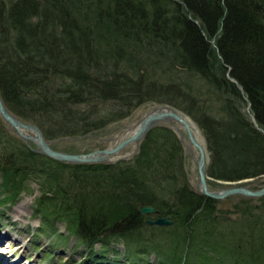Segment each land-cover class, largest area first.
Masks as SVG:
<instances>
[{
    "label": "trees",
    "instance_id": "16d2710c",
    "mask_svg": "<svg viewBox=\"0 0 264 264\" xmlns=\"http://www.w3.org/2000/svg\"><path fill=\"white\" fill-rule=\"evenodd\" d=\"M126 43L173 48L171 79L181 69L190 71L209 86L208 97L201 101L190 92L192 102L182 108L172 99H155L144 61ZM120 63L125 67L119 70ZM0 94L12 113L38 125L46 138L86 134L138 106L166 102L201 129L209 177L259 178L264 176V0H0ZM244 103L249 112L242 110ZM0 146L4 200L38 184L35 214L49 225L65 223L90 251L119 239L131 264H152L151 251L157 264H179L190 249L195 258L210 262L226 257L221 250L227 252L231 240L234 264H264V196L258 198L262 205L240 208L258 210L253 220L239 232L223 233L218 200L189 186L182 145L167 127L150 130L136 156L115 164L51 159L1 124ZM141 205L171 216L169 247L142 235L148 217L138 212ZM84 262L91 264L89 258Z\"/></svg>",
    "mask_w": 264,
    "mask_h": 264
},
{
    "label": "rangeland",
    "instance_id": "374dc122",
    "mask_svg": "<svg viewBox=\"0 0 264 264\" xmlns=\"http://www.w3.org/2000/svg\"><path fill=\"white\" fill-rule=\"evenodd\" d=\"M141 36V38H143L144 35ZM143 39L144 40L142 42L147 43L146 39ZM131 42H133V40ZM143 43L140 46L137 45V47L126 43V47L130 50V52L133 53L136 59L144 61L145 71L147 72L146 77H144L147 79V82L149 80L154 81V83L150 86V94L153 95L155 99H172L173 103H175L178 107L182 108L184 107V105L192 102L190 96L188 97L190 92L191 95H194L196 99L198 98L201 101L205 100L208 97L207 88L209 86H207L205 81L200 79V77L192 75L190 71H185L181 69V74H179L178 77L175 76L171 79V77L174 76V74L170 73L169 70L172 64L171 59L173 57V48L165 45V43L159 44V49L165 48L166 50L164 51L158 50L156 48L158 44L146 45ZM122 65L125 67V64L120 63L119 67L116 66L117 69L120 70ZM144 67H142L141 71H144ZM135 70L137 69L135 68ZM127 71L131 74L135 73L132 72L130 68L127 69ZM179 77L183 79L179 80ZM230 80L233 81V79L231 78ZM145 85L146 84L144 83V86ZM214 101H216V99H214ZM150 103H146L144 105L136 107L127 117L129 119H127V121L130 122L133 119H136L138 117L139 112ZM213 104L217 105V103L214 102ZM196 108L197 107L193 106V110H196ZM177 109L180 110L179 108ZM242 110L249 112V105L245 103L242 104ZM182 112L185 113L184 111ZM185 114L192 119L190 115H188L187 113ZM193 122L196 124L194 120ZM0 124L4 127L6 131H8L10 136L19 138L13 132H11L9 127L1 118ZM125 124L126 120L124 119L110 123L99 130L91 131L86 134L58 137L63 139L54 142L52 144V147L56 150L69 153H88L97 149H102L107 147L108 139L110 138V136L114 135L117 131L122 129ZM196 126L198 127L197 124ZM199 130L201 131L200 128ZM202 134L203 133L201 131V135ZM202 136L204 139V135ZM58 138L47 139L54 140ZM19 140L21 139L19 138ZM29 145L35 148V145L33 143L29 142ZM132 150L133 149L130 147L125 150L123 154L130 153L132 152ZM3 152L4 151L0 146L1 156L4 155L5 152ZM183 159L184 173L187 177L188 184L192 189L196 191V163L194 160V156H192L189 151L185 150L184 147ZM217 181L218 180L212 179L208 180V182H211L209 183L211 189L218 190L226 187L225 184H221ZM246 184L251 188H258L264 185V176H261L259 178H253ZM30 188L32 189L31 192H22L18 195L17 199L14 200H4V195L6 193L5 190L0 188V235H4V238L2 237L3 242L2 239L0 242L1 263H3V261L1 260L10 259V262H13L14 264H80L82 262V264H89L88 262H84L86 258H89L91 264L95 263L98 260L101 261L102 259L114 262L116 264L132 263L133 259L131 257H128L127 255V253H129L128 247L122 240L117 239L114 243H110L107 248H102L101 245L97 244L90 251L89 248L81 245L80 239H78L75 234L66 230V227L64 225L65 223H60L59 221L49 222L50 225L45 223L40 214H35V209L37 205L36 201L37 198L41 195L39 185L31 183ZM246 198L248 199L247 205L243 203ZM249 204L262 205V202L258 198L244 197L241 195H233L225 199L218 200L216 206V218L221 226V231L223 233L229 234L230 231L239 232L240 226H243V224H247L249 220H253L255 218L254 215L257 214L258 210L255 209L251 214L250 212L243 211L242 209H240L247 208ZM159 215H161V213ZM145 216L149 218H154L157 215ZM161 216H169V219H171V216L168 214H162ZM52 223L54 225H51ZM168 226L170 225L159 226L148 225L145 223L146 228H144V231L141 233L143 236H145V238L151 236L158 237L161 241L163 240L166 245V239L168 238L166 230H168ZM237 227L238 229L236 230ZM53 228L56 229L52 231ZM162 228L167 229H165V232H161ZM204 241L206 242L207 238H204ZM194 243H196V240L194 241ZM218 245L221 247L224 246V244L221 243H219ZM166 247H169V245H166ZM202 247L200 246V248ZM227 247V252L221 250L223 254L226 255V257H215L210 262H206V260L202 262L197 257L195 258L190 249V251L187 252L189 256L187 255L186 259L182 258L179 264H234L235 259L234 255L232 254L233 242L231 240L228 241ZM197 248L198 247L195 245L194 250ZM103 251H105V253H103ZM200 253L203 255V252ZM100 255L105 257L102 258ZM208 255L212 256V253L208 252ZM148 261V263L157 264V257L155 252L151 251L150 253H148Z\"/></svg>",
    "mask_w": 264,
    "mask_h": 264
},
{
    "label": "water",
    "instance_id": "95a60500",
    "mask_svg": "<svg viewBox=\"0 0 264 264\" xmlns=\"http://www.w3.org/2000/svg\"><path fill=\"white\" fill-rule=\"evenodd\" d=\"M0 118L9 127L11 132L26 144H29V142L33 143L35 148L31 147V149L34 152L57 161L71 164H111L120 160L130 159L139 152L140 143L151 129L161 126L167 127L175 132L185 150L194 156L197 170L196 191L198 193L215 200H222L233 195L252 198L264 196V185L258 188H251L246 184L253 178H245L237 181L218 180L217 182L225 184L226 187L218 190L211 189L208 184V180L211 178L207 174L210 156L205 140L204 145L198 142L192 130L193 124L195 123L189 116L166 103L152 102L139 112L136 119L129 122L127 121L128 118H126L124 127L108 139L107 147L88 153H69L54 149L52 144L63 138L54 140L47 139L38 125L33 122L24 121L12 113L5 105L1 94ZM133 129L134 131H132ZM132 146V152L122 154ZM138 212L141 215H157L156 218L145 221L148 225L166 226L174 223L173 220L169 219V216L163 217L159 215L160 210L151 205L139 206Z\"/></svg>",
    "mask_w": 264,
    "mask_h": 264
},
{
    "label": "bare ground",
    "instance_id": "6f19581e",
    "mask_svg": "<svg viewBox=\"0 0 264 264\" xmlns=\"http://www.w3.org/2000/svg\"><path fill=\"white\" fill-rule=\"evenodd\" d=\"M134 129L132 131H134ZM192 130H193L194 136L196 137V139L198 140V142H200V144L204 145V139H203V136H202L203 134L201 135V131L199 130V128L195 124H193ZM2 237L3 236L1 235L0 236V242H1V239H2V242H3V238L4 237L3 238ZM7 257H9V256H7ZM3 264H14V263L13 262H10V259L9 260H7V259L5 260L4 259L3 260Z\"/></svg>",
    "mask_w": 264,
    "mask_h": 264
}]
</instances>
